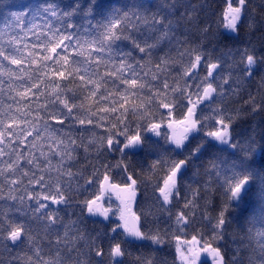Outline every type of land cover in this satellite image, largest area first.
Returning <instances> with one entry per match:
<instances>
[{
  "label": "snow or ice",
  "instance_id": "obj_1",
  "mask_svg": "<svg viewBox=\"0 0 264 264\" xmlns=\"http://www.w3.org/2000/svg\"><path fill=\"white\" fill-rule=\"evenodd\" d=\"M245 3L246 0H239L237 7L229 4L224 20L225 27L232 32L237 30ZM58 7L49 2L31 9L30 13L11 14L17 21L29 14L33 19H43L45 23L42 27L33 24L25 29L19 23L5 24V28L11 29V32L4 34L8 37L6 46L0 45V201H14L21 205L26 200L34 201V211L40 213L41 209L48 207L41 201L61 205L68 204L72 199L71 186L76 174L72 171L71 162L78 148L83 147L88 152L89 147L77 142L71 132L72 124L64 131L52 127L49 121L64 125L65 119H71L80 125L116 129L115 132L109 131L107 137H101L99 143L103 146L106 140L107 149L119 152L122 162L129 157L132 149L143 145L142 129L160 135L158 129L161 124L148 118L153 115L156 107L165 109L168 116L173 114L174 109L184 111L182 119L168 125L170 128L173 123L185 125L180 135L174 137L177 148L183 145L189 132L199 130L198 125L206 128V122L210 120H214L219 127L205 131V135L221 145L236 147L229 134L231 118L226 120L223 113L214 107L211 114H205L202 107H211V103L206 102H212L215 96H223L222 85L216 83L217 79L222 84L229 82L231 73L214 76V72L221 67L219 60L205 61L203 54L191 50L181 51L177 47L175 57L165 53L155 62L154 69L149 67L161 42L173 41L174 26L170 19L158 13L148 15L146 11L141 14L115 10L109 17L95 24L85 19L84 23L77 25L71 19L82 11L78 0L66 10L58 12ZM171 7L175 8L176 4L173 3ZM84 15L86 17L88 13ZM49 16L60 20V25L53 27L47 21ZM139 24L145 26V31L140 30ZM130 25L137 29L138 35L131 34ZM154 32L158 35L153 39L150 34ZM29 34L35 36V40H31ZM121 40H129L142 54L135 63L130 62L131 52L125 53L119 49L118 41ZM175 43L179 45L181 42L176 39ZM185 56L188 57L186 63L183 62ZM202 61H205L207 68V74L203 78L194 71ZM178 62L182 70L170 82L172 66ZM240 62L243 64L241 71L251 75L259 61L254 53L245 51ZM46 69L53 70L56 79L45 78ZM149 75L150 80L146 79ZM77 77L82 83L76 85L78 91L73 93V99L65 95L68 85L59 81L74 83ZM181 80L184 81L183 84L180 83ZM153 81L158 83L153 84ZM76 100H79V104ZM89 101L93 103H88ZM57 104L66 109L67 116L56 107ZM73 109H77L79 114ZM129 117H140L144 123L133 127L131 123L125 122ZM105 120L108 121L107 124ZM118 136H123L124 140L116 139ZM202 147L203 143L193 149L188 158L172 162L160 178L155 191L159 193L158 199L162 201V205H169L174 198L180 197L178 180L181 170ZM156 163L153 167H156ZM101 167L105 169L100 181L101 195L85 201L84 208L90 216L100 215L108 219L107 209L102 210L97 202L102 199L106 184L113 189L118 185L111 182L108 174L110 165L102 164ZM64 176L68 180L62 182ZM251 178L252 174L241 161L233 174L224 178L222 187L225 189L226 203L240 201ZM128 179L135 185L136 181L132 176ZM92 182L91 179L88 180L89 184ZM191 203L185 198V207ZM133 216L138 222L139 217L135 214ZM36 219L39 223L34 228L5 215L0 219V244L9 251L11 249L5 241H10L17 247L30 245L32 255L27 257L26 264H84L80 259L78 245L85 237L79 234L80 229L75 222L64 225L61 234L56 227L58 218L52 212L41 213ZM120 219L123 221L122 225L113 227L112 232L123 227L128 236L159 242L158 236H145L137 223L130 222L123 214ZM253 222L264 226V210ZM187 223L186 215L178 213L176 224ZM224 224V212L221 211L216 227ZM257 236H264V231L258 229ZM45 239L46 245L43 244ZM98 239L99 236L95 239L88 237L87 246L95 256L103 257L104 252L96 242ZM259 249V264H264V243L259 244ZM202 250L213 253L214 259H222L219 248H214L211 244L206 243ZM123 255L119 243L108 252L111 258Z\"/></svg>",
  "mask_w": 264,
  "mask_h": 264
},
{
  "label": "trees",
  "instance_id": "obj_2",
  "mask_svg": "<svg viewBox=\"0 0 264 264\" xmlns=\"http://www.w3.org/2000/svg\"><path fill=\"white\" fill-rule=\"evenodd\" d=\"M49 2L58 5L59 12L68 9L69 5L77 0H0V36L3 37L0 39V45L6 46L8 37L4 34L11 32V29L5 28L6 23L13 25L19 23L20 27L25 29L32 27L33 24L42 27L45 23L43 19H33L30 14L20 17L17 21L12 13H30L31 9ZM78 2L82 11L71 19V22L77 25L84 23L85 19L95 24L109 17L115 10L121 13L141 14L146 11L148 15L158 13L170 19L174 26L173 41L170 43L164 40L155 50L153 62L149 65L153 69L155 62L165 53L175 57L177 47L181 51L199 52L203 54L205 61L219 60L221 67L216 70L214 76L231 73L229 82L222 84V81L217 79L216 83L222 85L223 96H215L212 102H206L211 103V107H202L205 114H211L214 107L223 113L226 120L231 118L230 139L236 147L221 145L205 135V131L219 127L214 120H210L206 122V128L198 125L199 130L181 149L170 142L167 131H164L167 132L165 135L157 136L142 129L144 143L141 149L137 152L131 150L129 157L122 162L119 152L107 149L106 140L103 146L99 143L101 137H107L109 131L115 132L116 129L80 125L71 119H65L64 125L49 121L52 127L64 131L72 124L71 132L77 142L89 147L88 152H85L83 147L78 148L71 162L72 171L76 174L71 186L72 199L68 204L61 205L41 201L48 207L41 209L40 213L34 211L36 208L34 201L26 200L23 205L14 201H0V219L6 215L17 222L36 228L39 223L36 217L41 213L52 212L58 218L56 227L61 234L64 225L75 222L80 229L79 234L85 237L78 245L80 259L84 264H181L178 258V244L191 241L199 242L198 245L202 248L206 243L219 248L223 264H259L261 258L259 244L264 243V236H257V230L264 231V226L253 221L264 210V0H246L236 35H230L225 31L224 16L228 0H78ZM173 3L176 4L175 8L171 7ZM85 13H88L86 17ZM47 21L53 27L60 25V20L55 17L49 16ZM138 26L141 31H145L143 24ZM129 27L132 35H138L136 28H132L131 25ZM29 35L31 40H35V36ZM150 35L154 39L158 33ZM176 39L180 40L179 45L175 43ZM118 44L122 52L132 53L130 62L135 63V60L141 58L142 54L129 40L118 41ZM245 51L254 53L259 61L251 75L241 71L243 64L240 61ZM187 60L188 57L185 56L183 62L186 63ZM205 61L194 70L201 78L207 74ZM181 70L179 62L172 66L170 82ZM45 71L47 72L45 78L56 79L53 70ZM146 79L150 80L151 76ZM59 82L68 85L65 95L75 99L73 93L78 91L76 85L82 83L78 77L74 83H69L68 80ZM183 82L180 81L181 84ZM152 83L157 84L158 81ZM76 103L79 104V100H76ZM56 107L65 116L68 115L62 105L57 104ZM73 111L77 112V109ZM183 115V110L174 109L173 114L168 116L165 109L156 107L153 115L148 118L164 126L170 121L182 119ZM197 115H200L199 110ZM125 122L131 123L133 127L138 123H144L140 117H129ZM105 123L108 121L105 120ZM85 128L88 130L83 131ZM116 139L123 141L124 137L118 136ZM202 143L203 147L197 155L191 156L188 164L181 170L178 180L180 197L174 198L169 205H162V201L158 199L159 193L155 191L160 178L172 162L188 158L193 149ZM241 161L252 174V178L246 185L245 194L240 201L226 203L225 189L222 187L224 178L231 176ZM154 163L156 167H153ZM102 164L110 165L108 174L111 182L119 187L131 182L129 176L136 181L138 199L134 214L139 217V229L145 236H158L159 242L152 239L134 242L120 228L112 232L111 229L116 226L114 222H103L87 213L84 202L101 195L100 181L105 172ZM89 179L93 181L91 184L88 183ZM67 180V176L62 177V182ZM185 198L192 202L187 207ZM221 211L224 212L225 224L217 228ZM180 212L187 217L186 225L176 224V216ZM97 236L99 239L96 242L104 252L103 257L95 256L87 246L88 237L95 239ZM5 243L11 250L0 244V264H26L27 257L32 255L30 245L17 247L10 241ZM117 243L121 245L124 255L111 258L108 252ZM43 244H47L46 239ZM201 264L211 263L203 261Z\"/></svg>",
  "mask_w": 264,
  "mask_h": 264
},
{
  "label": "rangeland",
  "instance_id": "obj_3",
  "mask_svg": "<svg viewBox=\"0 0 264 264\" xmlns=\"http://www.w3.org/2000/svg\"><path fill=\"white\" fill-rule=\"evenodd\" d=\"M228 7L229 4L232 5V7L239 6V0H228ZM228 10V8H227ZM226 10V12H227ZM243 14V10H242ZM241 14V17H242ZM226 22V21H225ZM239 23V22H238ZM226 24V23H225ZM238 26V25H237ZM225 31L230 35H236L237 30L235 32H232L228 28L225 27ZM215 73V72H214ZM170 121L169 123H171ZM167 123L164 126H161L158 131L160 135H165L164 133L169 134L170 142L175 145L174 143V137H176L177 129L179 127H185L183 124L179 123H173L172 127L170 128ZM167 131V132H164ZM197 131H191L188 135L187 139L185 140V143L196 134ZM152 135H156L155 133L151 132ZM230 134V131H229ZM231 136V135H230ZM212 141L218 143L217 141ZM176 146V145H175ZM182 148V147H181ZM179 148V149H181ZM138 199V193H137V187L136 184L132 185V182H130L126 186L122 187H116V188H110L108 184L105 185V191L102 193V199L98 201L97 203L100 205L101 209H107V215L108 219H104L103 216L97 215L93 216L96 219L102 220L103 222H114L116 225H122L123 221L120 219V216L123 214L126 218L129 213L134 214L135 205L137 203ZM93 207H96L95 205ZM123 230V227H119ZM130 237V236H129ZM203 248L198 245L197 242L191 241V242H183L178 244V255H179V261L181 264H201L203 261H208L211 264H223L222 259H214V254L210 253L208 251L202 250ZM221 257V256H220Z\"/></svg>",
  "mask_w": 264,
  "mask_h": 264
},
{
  "label": "water",
  "instance_id": "obj_4",
  "mask_svg": "<svg viewBox=\"0 0 264 264\" xmlns=\"http://www.w3.org/2000/svg\"><path fill=\"white\" fill-rule=\"evenodd\" d=\"M183 129H184V127H179V128L176 130V131H177V133H176V137L180 135V133L183 131ZM189 134H190V132L188 133V135H189ZM184 145H185V141H184V143H183V145H182L181 147H183ZM181 147H180V148H181ZM140 149H141V147H138V148L132 149V151L137 152V151H139ZM127 218L130 220V222H135V223H137V226L139 227V223H138L137 221H135L134 216H133V213H131L130 211H129L128 215H127ZM130 238H131L134 242H140V241H141V239H137V238H134V237H131V236H130Z\"/></svg>",
  "mask_w": 264,
  "mask_h": 264
}]
</instances>
